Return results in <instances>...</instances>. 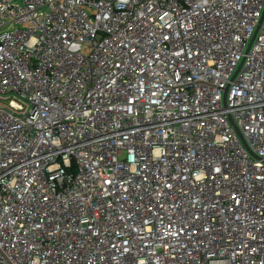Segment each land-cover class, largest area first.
I'll return each instance as SVG.
<instances>
[{
    "label": "built area",
    "instance_id": "built-area-1",
    "mask_svg": "<svg viewBox=\"0 0 264 264\" xmlns=\"http://www.w3.org/2000/svg\"><path fill=\"white\" fill-rule=\"evenodd\" d=\"M0 264H264V0H0Z\"/></svg>",
    "mask_w": 264,
    "mask_h": 264
}]
</instances>
